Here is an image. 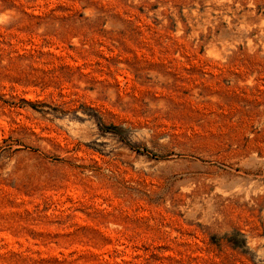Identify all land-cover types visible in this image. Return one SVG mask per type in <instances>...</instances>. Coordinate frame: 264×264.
Instances as JSON below:
<instances>
[{"label":"rangeland","instance_id":"374dc122","mask_svg":"<svg viewBox=\"0 0 264 264\" xmlns=\"http://www.w3.org/2000/svg\"><path fill=\"white\" fill-rule=\"evenodd\" d=\"M0 264H264V0H0Z\"/></svg>","mask_w":264,"mask_h":264}]
</instances>
